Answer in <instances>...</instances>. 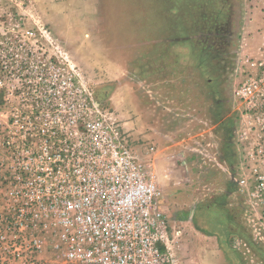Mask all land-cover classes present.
<instances>
[{
	"label": "rangeland",
	"instance_id": "374dc122",
	"mask_svg": "<svg viewBox=\"0 0 264 264\" xmlns=\"http://www.w3.org/2000/svg\"><path fill=\"white\" fill-rule=\"evenodd\" d=\"M8 46L155 145L181 264H264V0H0Z\"/></svg>",
	"mask_w": 264,
	"mask_h": 264
},
{
	"label": "built area",
	"instance_id": "2783aa9c",
	"mask_svg": "<svg viewBox=\"0 0 264 264\" xmlns=\"http://www.w3.org/2000/svg\"><path fill=\"white\" fill-rule=\"evenodd\" d=\"M2 49L0 264H181L155 145L131 148L119 115L59 57L54 74L28 61L31 49ZM21 99L27 112H11Z\"/></svg>",
	"mask_w": 264,
	"mask_h": 264
},
{
	"label": "flooded vegetation",
	"instance_id": "af4514ba",
	"mask_svg": "<svg viewBox=\"0 0 264 264\" xmlns=\"http://www.w3.org/2000/svg\"><path fill=\"white\" fill-rule=\"evenodd\" d=\"M211 1L213 0H209V2L211 3ZM211 21V20H210ZM209 22V21H208ZM15 96H19V95H15ZM22 96V95H21ZM2 101V100H1ZM0 101V107L2 106V102ZM29 103H27V101H25L24 99L19 100L18 102H12L10 104L11 107V112H13L14 110L18 109L21 110V113H26L27 111V106ZM18 107V108H16ZM213 210V209H212ZM209 214H216V212L214 211H209ZM215 219V217L213 218V220Z\"/></svg>",
	"mask_w": 264,
	"mask_h": 264
},
{
	"label": "crops",
	"instance_id": "0c3cea01",
	"mask_svg": "<svg viewBox=\"0 0 264 264\" xmlns=\"http://www.w3.org/2000/svg\"><path fill=\"white\" fill-rule=\"evenodd\" d=\"M172 81L171 80H169L168 81V86L170 85V86H174V84L173 83H171ZM167 114H168V116L170 117L171 116V114H169V112H167ZM170 119V118H169ZM171 120V119H170ZM168 123H167V125L169 124L170 125V129L172 130V125H171V123H170V121L168 120L167 121ZM176 123V122H175ZM175 127V126H174ZM172 131H174L175 132V130H172ZM163 203H165V192H164V198H163ZM164 208H166L165 207V204H164ZM166 210V209H165ZM168 217H169V215H168ZM169 220H170V224H171V218L169 217ZM172 226V225H171ZM172 227H174V228H176L175 226H172ZM177 229V228H176ZM179 230V229H178ZM181 231V230H180ZM181 235H182V231H181Z\"/></svg>",
	"mask_w": 264,
	"mask_h": 264
},
{
	"label": "trees",
	"instance_id": "16d2710c",
	"mask_svg": "<svg viewBox=\"0 0 264 264\" xmlns=\"http://www.w3.org/2000/svg\"><path fill=\"white\" fill-rule=\"evenodd\" d=\"M1 99H2V93H0V101H1Z\"/></svg>",
	"mask_w": 264,
	"mask_h": 264
}]
</instances>
